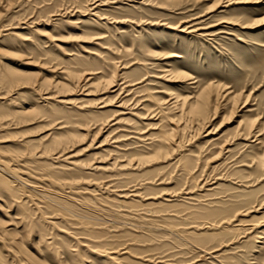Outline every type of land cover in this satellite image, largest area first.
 Instances as JSON below:
<instances>
[{
  "label": "rangeland",
  "instance_id": "1",
  "mask_svg": "<svg viewBox=\"0 0 264 264\" xmlns=\"http://www.w3.org/2000/svg\"><path fill=\"white\" fill-rule=\"evenodd\" d=\"M237 1L0 0V221L32 255L264 264V1Z\"/></svg>",
  "mask_w": 264,
  "mask_h": 264
},
{
  "label": "bare ground",
  "instance_id": "2",
  "mask_svg": "<svg viewBox=\"0 0 264 264\" xmlns=\"http://www.w3.org/2000/svg\"><path fill=\"white\" fill-rule=\"evenodd\" d=\"M264 0H238L237 1V3H252V4H259L260 2H263ZM252 23L254 24V23H261V24H264V16H262L261 18H259V19H254V20H252ZM84 76V75H83ZM81 77V76H80ZM79 77V78H80ZM11 78V77H10ZM13 79V78H12ZM111 79H114V75H112V77H111ZM84 80H86L85 79V77H83L82 78V80L81 81H84ZM113 81L114 80H112V81H110V84L112 83L113 84ZM79 82V81H78ZM77 82V83H78ZM18 84V83H17ZM68 84V83H67ZM74 84H75V82H74ZM73 84V85H74ZM13 85V84H12ZM15 85V84H14ZM72 85V86H73ZM77 86V85H76ZM61 87H63V86H61ZM70 87V86H69ZM74 88V87H73ZM211 93H212V86L211 85H209V86H206V87H204L202 90H201V92L198 94V95H196V96H192L191 98H183V99H181L180 101V103H181V107H186V108H188L189 109V112L190 113H192L193 114V116L195 115V116H198V117H202V116H204L205 115V113H206V110H207V107L209 106V103L211 102ZM46 96V95H45ZM42 97V96H41ZM227 97V96H226ZM223 98V97H222ZM229 98L233 101V107H232V109H231V111H234V107H235V103L237 102V98H236V96H234V95H232V96H229ZM228 98V99H229ZM41 99V98H40ZM44 100H48V99H52L51 97H45V98H43ZM217 99H218V96H217ZM237 99V100H236ZM247 100H248V98H247ZM246 100V101H247ZM60 101V100H59ZM64 100H62V101H60L61 103L63 102ZM51 102V101H50ZM65 102L67 103V101L65 100ZM242 102V101H241ZM215 109H216V107H215ZM208 111V110H207ZM23 113V112H22ZM209 114V113H208ZM207 118H208V116H207ZM203 119V118H202ZM253 128H256V119H254V118H252L251 117V119H248V121H247V123H246V129H247V131H251ZM263 132V131H262ZM261 136V135H260ZM167 139V138H166ZM168 141H172V138H170V139H168ZM167 143V142H166ZM171 145V144H170ZM260 145L262 146V147H264V137L263 138H261V141H260ZM263 158H264V152L262 153V155H261V157L259 158V163L260 164H262V163H264L263 162ZM2 159V158H1ZM0 159V165H1V167L4 165V162L2 161ZM7 164V162H5V165ZM8 166V165H7ZM6 169V168H5ZM48 170V169H47ZM48 174V173H47ZM50 176V183L53 185V186H55V185H59V187H62V186H64L65 185V182L64 181H62L61 180V178L60 177H58L57 176V174L55 173V174H50L49 175ZM70 185H75V184H71L70 183ZM4 188V187H3ZM11 196V195H10ZM10 200V199H9ZM66 200L71 204V203H75L74 201V199H70V197L68 198H66ZM65 200V201H66ZM73 205H75V204H73ZM8 235V236H10V238H11V242L9 243L8 241V243H3V245L5 246H8V248H10V249H15V251L16 252H20V253H22L23 255H25L26 257H27V259H28V261L30 262V263H32V264H50V259L51 260H55V258H54V256L56 255V253H55V255L54 256H52V254L50 253V249L49 248H47L46 249V255H44V258L43 259H40V258H38V257H35L34 255H32V253L31 252H29L26 248H25V246L23 245L24 244V242L23 241H25V239H26V233H24L23 235H22V237H20L19 238V240H15V238H13V236H14V233L13 232H11V231H9L8 229H5V228H3L2 227V222L0 221V235L2 236H4L5 237V235ZM15 237V236H14ZM1 239V238H0ZM6 240L8 239V238H5ZM0 242H1V240H0ZM3 242V241H2ZM8 244V245H7ZM59 244V243H58ZM60 245V244H59ZM60 246H62V245H60ZM1 249V248H0ZM61 249H64L63 247L61 248ZM2 250H3V248H2ZM59 250V249H58ZM65 250V249H64ZM1 251V250H0ZM71 253V252H70ZM68 251H63V250H61L60 251V255H63V258H64V262L65 263H67V264H77V263H79L78 262V259H76L77 258V256L76 257H73V255H71ZM0 254H1V252H0ZM210 254V253H209ZM60 255H59V257H60ZM0 256H3V255H0ZM59 257H57V258H59ZM108 257V256H107ZM2 258V257H1ZM106 258V257H105ZM61 260V259H60ZM80 260V259H79ZM104 260V259H103ZM107 261L109 260V261H112V260H114L112 257H108L107 259H106ZM57 261H59V260H57ZM56 261V262H57ZM115 261V260H114ZM4 262V261H3ZM113 262V261H112ZM58 263V262H57ZM113 264H115V263H113ZM130 264H132V263H130ZM135 264V263H134Z\"/></svg>",
  "mask_w": 264,
  "mask_h": 264
}]
</instances>
